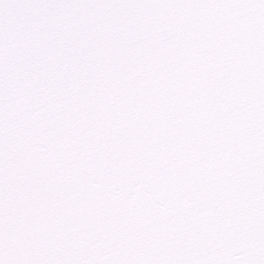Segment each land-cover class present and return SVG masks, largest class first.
Here are the masks:
<instances>
[{
    "label": "snow or ice",
    "instance_id": "6c2138e0",
    "mask_svg": "<svg viewBox=\"0 0 264 264\" xmlns=\"http://www.w3.org/2000/svg\"><path fill=\"white\" fill-rule=\"evenodd\" d=\"M0 264H264V0H0Z\"/></svg>",
    "mask_w": 264,
    "mask_h": 264
}]
</instances>
